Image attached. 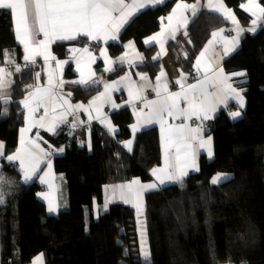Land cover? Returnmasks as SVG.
Returning a JSON list of instances; mask_svg holds the SVG:
<instances>
[{
	"label": "trees",
	"instance_id": "16d2710c",
	"mask_svg": "<svg viewBox=\"0 0 264 264\" xmlns=\"http://www.w3.org/2000/svg\"><path fill=\"white\" fill-rule=\"evenodd\" d=\"M178 0L145 9L127 25L120 42L110 44L111 53L119 54L123 42L134 39L145 52L139 68L155 76L162 69L145 47L143 38L160 27ZM192 2L196 0H182ZM204 3L205 0H201ZM246 27L241 47L228 57L229 71H246L247 106L240 119L226 111L215 119L211 132L215 157L200 159V169L180 183L146 194L145 228L149 259L145 260L135 209L122 202L94 218L93 201L102 202L103 186L133 177L152 178L151 169L161 163L160 135L157 127L142 130L135 139L133 153L123 141L130 138L134 116L129 107L112 113L119 127L113 137L98 124L92 126L93 150L79 141V133L61 129L44 135L56 145H66L63 155L55 157L58 173H63L69 191L70 206L58 215H49L46 204L37 197L42 185L18 182L3 206H0V256L2 264H28L39 253L46 264H264V23L250 31L251 16L240 5L243 0H225ZM264 4V0H261ZM219 13L203 7L188 26L168 43L169 52L192 71L196 58L213 33L227 26ZM70 41L57 43L54 49L65 56ZM20 53L9 10L0 9V64L6 50ZM36 67L16 72L11 87V112L0 121V137L6 151L17 146V134L23 123L20 101L34 82ZM124 67L109 74L114 77ZM66 75H74L70 65ZM73 100L88 101L101 91L100 85L71 87ZM2 101L0 99V110ZM11 174L20 177L18 171ZM230 175L217 184V174Z\"/></svg>",
	"mask_w": 264,
	"mask_h": 264
},
{
	"label": "crops",
	"instance_id": "0c3cea01",
	"mask_svg": "<svg viewBox=\"0 0 264 264\" xmlns=\"http://www.w3.org/2000/svg\"><path fill=\"white\" fill-rule=\"evenodd\" d=\"M168 0H163L161 3H148L146 7L140 8L133 13L132 16L128 18V21L120 28L119 32L116 33L117 39L111 40H88L84 36H79L75 40H56L55 42L51 43L49 48L52 56H55L56 60H49L45 62L43 56H37L35 62H27L23 59L25 52H24V45L20 43L17 39L16 42L20 47V53L15 48H11L6 50L5 53V60L4 63L0 64V68L5 69L7 72H10L11 75L7 77L10 81L7 87L0 89V99L2 101V108L0 112H4L6 110V115H0V121L6 119L11 112V87L13 84L14 74L17 72L16 68L19 67L20 71L27 67V66H34L36 70L34 72V82L32 87L29 88L28 92L26 93L25 97L21 100H25L29 92L34 91L36 86L39 87H46L48 85L49 74L51 73L55 82L59 80H63L64 84L62 88H57L56 91L63 97H65L69 104L77 105L83 104L84 108L88 109L85 111L84 109H75L68 110V105H63L62 107L58 106L56 109L55 115L59 117L61 113H67L66 119L63 122L58 124L55 133H51L46 131L43 128L33 127L31 131L24 134L25 139V147L30 149L40 160L39 166L37 167L35 173L32 174L31 179L25 180L24 179V170L21 168L19 161H8L6 159L7 156L12 155L15 151L20 147V129L27 127V109L24 108L23 104L21 103V111L23 115V123L20 125L17 134V146L14 151L7 152L6 151V140L0 137V142L4 144V155L0 156V194H2L3 202L0 203V206H3L8 199V196L13 192V188L18 182L21 183H32L34 181L39 182L42 185V188L37 192V197L42 200L47 207V212L49 215H58L61 211L67 210L70 206V199H69V191L67 187V182L64 177L63 173H58L55 167V157L63 155L66 151V145H56L52 143L46 136L45 133L54 135L61 129H69L73 133H79V141L82 145H86L89 152L93 150V133H92V126L94 124H98L104 129H106L110 135L115 137L119 132V127L114 123L112 119V113L119 111L122 108L129 107L133 113L134 121L130 124V131L131 136L128 139L123 141L124 147L126 151L130 154L133 153L134 146H135V139L139 132L145 129H149L152 127H157L160 135V150H161V163L151 169V176L152 178L148 181L142 180L140 177H133L130 180L112 184H105L103 186V194H102V202H99L98 199L93 201V214L94 218H98L102 212L108 210L109 206L114 202H124L122 199V195L124 198L129 199L131 202L125 203L127 205L132 206L136 211L137 222L139 227V222H144L145 217V210L147 206L146 202V194L151 191L158 190L162 187L180 183L183 179L188 177L191 173L197 172L198 170L189 168L188 174L182 178L181 181H168L166 180L164 184H160L159 181L153 176L152 171L153 169H160L164 168L165 166V149L164 144L161 139V129L160 124L155 120L152 123L147 122V117L149 115L150 109L145 107V104L148 101L157 100L158 97L156 95V91L154 89L157 87V77H160V89L161 94L163 95V85L167 83L168 91L169 92H180L181 87L179 84H176L175 81L181 78V74L186 77L183 81L185 87L190 84H197L200 81H204L202 89L198 90L194 95L197 97H201V91L207 96V103L211 106H214L215 110L209 112L210 119L207 120H197L193 117L190 120H184L183 117L179 119H173L172 117L165 116V119L171 125H180V124H187L189 128H196L200 127L201 132L199 136L195 140H190L191 149L186 150L185 148L181 147V162H186L190 159L189 157H185V151H188L189 154L195 153V160L200 169V159L203 155L207 157L208 160H213L215 157V141L214 136L211 132L212 128L215 126V119L219 115L221 111H226L229 117L233 120L240 119L245 111L247 106V99L244 94L245 88L241 86L240 83H243L246 80V71L239 70V71H229L225 68L224 62L225 60L230 57L233 53H235L242 45L243 37L246 33V27L242 25L236 10L228 5L225 0H222L224 5L232 11L235 15L236 20L239 22V27L244 29V31L240 32L238 37V44L233 48L231 44H228V41H231L234 37H237L236 25L232 23L231 20L226 19L225 16L215 10L214 5H216L219 0H205L202 3L201 0H196L192 2H186L182 0H178L173 8L164 16L160 18V27L157 31L153 32L145 36L142 40L143 45L145 47H155L156 51L153 54V58L155 60H160L162 63V69L156 74L154 77L148 74V72L143 71L139 68V65L143 64L146 60L145 52L139 47L137 42L134 39H128L123 42V50L116 55L111 53L110 44L119 43L121 40V34L127 25L135 18L140 12L144 11L148 8H153L158 5H162ZM133 0H125V3H132ZM248 0H243L241 4L247 3ZM257 2L264 7V4L261 0H257ZM179 3L189 4V5H196V9L193 12L191 8L189 9H180L177 10L176 14L173 16L171 23L167 17L173 14V9L176 8V5ZM213 5V6H210ZM203 7H206L210 11L217 12L221 14L227 21L228 25L225 27L220 28L219 30L215 31L214 33H218L216 36H212L210 40L205 44L203 49L200 51L196 58L200 59V68L201 70L198 72L196 67V62L194 69L189 71L185 69L181 62L173 56L168 50V43L175 38V36L183 29H185L191 21V18L196 15ZM245 13L251 16L253 20L254 17L251 15L250 12L245 11L242 7H240ZM182 14V15H181ZM114 15H118V13H114ZM13 22V29L15 28L14 21ZM252 22V21H251ZM264 23V19H261L256 27V32L260 29ZM253 27L251 25L250 29ZM15 33V31H14ZM153 37H157V39L153 40ZM16 38V37H15ZM35 39L37 41L44 39L43 34L36 35ZM70 41L71 44L66 48L67 53L65 56H60L58 52L54 49L57 43L67 42ZM146 41H148L146 43ZM211 42V43H210ZM130 45V46H129ZM229 48L230 51L227 55L224 54L225 48ZM77 48L81 49L80 52L73 53L71 49ZM84 48L88 49L87 53H84L82 50ZM207 49V51H206ZM104 53V54H102ZM201 53H204V56L201 57ZM11 58V62L8 61V58ZM75 57V58H74ZM124 57L123 60L120 58ZM77 60H80V67L79 70L77 69ZM56 61H67L64 63L62 67L58 68L56 65ZM111 61V63H108ZM72 65L74 75L68 77L66 75V71L68 67ZM124 67V71L120 74L109 77V74L114 72L116 69ZM211 67L213 71H209L207 73L208 79L205 80V72L204 69ZM111 68V71L106 69ZM223 69V74L225 76L230 77L227 81L228 84H231L232 88L235 89L240 95L243 97L244 106L243 108L240 107L238 99L235 97V94L231 92V90L225 89L223 84L219 82L222 78L218 77L214 74L216 69ZM81 72L84 74V79L87 81L86 83H73L78 82L81 80ZM161 72L165 75L161 76ZM243 72L244 75H236V73ZM37 73L40 74L39 79H37ZM145 75L147 79H141V76ZM93 85H100L101 91L96 94L94 97L89 99L88 101L82 100H73L72 98V91L71 87L74 86H93ZM106 85H112L111 88L107 89L106 93ZM215 85V86H214ZM132 90L133 94L135 95L137 92L140 93L139 99H133L130 103V96L129 91ZM145 90L151 91V95L148 96ZM102 93H106V95L101 96ZM70 94V95H69ZM96 97H101L99 100H96L95 104H91L90 102L94 100ZM5 100L7 101L5 103ZM62 103V102H58ZM116 105V107H113ZM181 108H186L187 103L183 100L180 102ZM108 108V110L106 109ZM239 111L241 113L240 116L233 118L230 113ZM44 109L41 108L38 112L34 114L36 119H39L41 115H43ZM135 113H140V122L138 125V130L133 132V125L137 124L138 117ZM53 113L51 112V105H49V115L48 119H51ZM91 116V119H90ZM102 121H110L112 130L110 131L106 123ZM75 125V126H74ZM38 134V135H37ZM211 138V151L212 155L209 157L208 155V148L209 146L200 147V140H207ZM30 140H35L36 143L39 145V148H35L33 145L28 143ZM131 141V150L126 147V142ZM43 149L44 153H48L47 156L43 155L40 151ZM59 149H63V151H59ZM176 148L172 147L169 149L168 152V162L169 164L175 165L176 164ZM51 163V168L49 169L48 164ZM27 163V161H26ZM10 169L18 171L20 177L17 178L13 174H11ZM174 171V169H172ZM217 175H222L230 177V175L220 173ZM216 175V176H217ZM43 178V182L41 180ZM138 180L141 185L143 184H151L155 183L157 185L154 189H147L143 190L140 193V186L133 185L132 189H128L126 187H120L122 185H129L132 181ZM140 193L139 199H137V194ZM49 202L55 207L56 211L50 212ZM140 203L142 214H138L137 208L134 206L135 204ZM146 235V241H147ZM148 249V243L146 244ZM149 252V249L147 250ZM143 252V251H142ZM43 253H39L36 255L32 261L28 264H32V262L36 259V257L40 256ZM0 264L1 256H0ZM43 264H46L45 255L43 254Z\"/></svg>",
	"mask_w": 264,
	"mask_h": 264
},
{
	"label": "snow or ice",
	"instance_id": "6c2138e0",
	"mask_svg": "<svg viewBox=\"0 0 264 264\" xmlns=\"http://www.w3.org/2000/svg\"><path fill=\"white\" fill-rule=\"evenodd\" d=\"M163 0H133L132 3H125V0H0V9L9 10L13 21H14V31L16 39L24 45L25 55L23 59L27 62H35L37 56H43L45 62L49 60H56L55 56L51 55L50 44L56 40H75L79 36H84L88 40H105L108 39L116 40V33L119 32L120 28L128 21V18L133 15L135 11L140 8L146 7L148 3H161ZM213 6V5H210ZM215 10L221 12L226 19L232 21L236 25L237 37H234L231 41H228V44H231L234 48L238 44V37L240 32L244 31L239 27V22L236 20L235 15L230 9H228L222 0L214 5ZM245 11L251 13L254 17L252 20L253 27L249 29L250 31H255L257 23L264 19V7H262L257 0H248L247 3L241 4ZM191 8L193 12L196 9V5H189L184 3H179L176 5V8L173 9V14L167 17L169 23H171L173 16L176 14L177 10L180 9H189ZM118 13V15H114ZM182 15V14H181ZM43 34L44 39L37 41L35 39L36 35ZM218 35V33H213V36ZM153 40L157 37H153ZM148 41H146L147 43ZM211 43V42H210ZM130 46V45H129ZM71 51L75 54L80 52L81 49L73 48ZM84 53L88 52L87 48L82 50ZM207 51V49H206ZM230 51L229 48H225L224 54L227 55ZM104 54V53H102ZM204 56V53H201V57ZM75 58V57H74ZM121 60L124 57L120 58ZM155 59V57H154ZM8 61L11 62V58H8ZM67 61H56L58 68L62 67ZM111 63V61H108ZM200 59H197L196 67L197 71L201 70L200 68ZM80 60H77V69L79 70ZM111 71V68L106 69ZM16 71L19 72L20 68L17 67ZM213 71L211 67L205 68V80L208 79L207 73ZM215 75L221 77L219 81L223 84L225 89L231 90L235 94V97L239 101L241 108L244 106L243 97L232 88L231 84H228L227 81L230 77L223 74V69H216L214 72ZM11 75L10 72H7L5 69L0 68V89L7 87L10 81L7 79ZM165 74L161 72V76ZM236 75H244L243 72L236 73ZM40 74L37 73V79H39ZM141 79H147L145 75L141 76ZM157 87L154 89L158 97L157 100L148 101L145 104V107L150 109L149 115L147 117V122L152 123L154 120L160 124L161 129V139L164 144L165 149V166L160 169H153L152 174L156 177L160 184H164L166 180L168 181H181L183 177L188 174V169L192 168L199 170L195 160V153L189 154L188 151H185L184 156L189 157L190 159L186 162H181V147L186 150L191 149L190 140H195L198 138L199 133L201 132L200 127L189 128L187 124L180 125H171L165 119V116L172 117L174 120L183 117L184 120H190L195 117L197 120H207L210 119L209 112L214 111V106H211L207 103V96L201 91V97L194 95L198 90L202 89L204 81H200L197 84H190L185 87L183 81L186 79L183 74L181 78L176 80L175 83L179 84L181 87L180 92H169L167 83L163 85V95L161 94L160 89V77H157ZM84 79V74L81 72V80L73 83H86ZM64 81L61 79L58 82H55L52 74H49L48 85L46 87L36 86L34 91L29 92L28 97L20 101L23 104L24 108L27 109V127L20 129V147L15 151L14 154L6 157L8 161H19L21 168L24 170V179L27 181L31 179L32 174L35 173L37 167L39 166V158L30 150L25 147L24 134L31 131L33 127L43 128L48 132L55 133L58 124L63 122L66 119L67 113H61L58 116L55 115L56 109L58 106L62 107L63 105H68V110L73 108L79 110L88 109L84 108L83 104L71 105L69 101L61 96L56 89L62 88ZM215 86V85H214ZM29 87H32L31 85ZM107 89L111 88L112 85H106ZM102 93L101 96L106 95ZM70 95V94H69ZM130 103L133 99H139L140 93L137 92L135 95L132 90L129 91ZM101 97L94 98L91 104H95L96 100H99ZM181 100L187 103L186 108L180 107ZM7 101L5 100V103ZM62 102V103H58ZM49 105H51V112L53 113L51 119H48L49 115ZM116 107V105H113ZM41 108L44 109L43 115L36 119L34 114L38 112ZM138 117L137 124L133 125V132L138 130V125L140 122V113H135ZM0 115H6V110L0 112ZM230 115L233 118H236L241 115L239 111L232 112ZM91 119V116H90ZM106 123L109 130H112L110 121H102ZM75 126V125H74ZM38 135V134H37ZM35 148H39V145L35 140L28 141ZM209 146L208 155L211 157V138L207 140H200V147ZM126 147L131 150V141L126 142ZM176 148V164L172 165L168 162V152L169 149ZM4 144L0 142V156L4 155L3 152ZM43 155L47 156L48 153H44L43 149L40 150ZM63 151V149H59ZM27 161V163H26ZM49 169L51 168V163L48 164ZM174 169V171L172 170ZM227 179V177L222 175H217L213 177L212 183L217 184L222 180ZM43 182V178H41ZM133 185L140 186V193L143 190L154 189L157 187L155 183L143 184L141 185L138 180H134L129 185H122L120 187H126L132 189ZM140 193L137 194V199H139ZM124 199L125 203L131 202L129 199ZM3 202L2 194H0V203ZM137 208L138 214H142V209L140 203L134 205ZM50 212L56 211L55 207L49 202ZM146 243V242H145ZM150 253L145 248L144 257L145 260H148ZM32 264H43V254L36 257Z\"/></svg>",
	"mask_w": 264,
	"mask_h": 264
},
{
	"label": "rangeland",
	"instance_id": "374dc122",
	"mask_svg": "<svg viewBox=\"0 0 264 264\" xmlns=\"http://www.w3.org/2000/svg\"><path fill=\"white\" fill-rule=\"evenodd\" d=\"M139 233H140V237H141V248L143 251L142 253L144 256V250H145V248L147 249V247H146L147 241H146V228H145V225L143 224L142 221L139 222Z\"/></svg>",
	"mask_w": 264,
	"mask_h": 264
},
{
	"label": "built area",
	"instance_id": "2783aa9c",
	"mask_svg": "<svg viewBox=\"0 0 264 264\" xmlns=\"http://www.w3.org/2000/svg\"><path fill=\"white\" fill-rule=\"evenodd\" d=\"M145 91H146L148 96H150L152 94L151 91H149V90H145ZM106 109L108 110V108H106Z\"/></svg>",
	"mask_w": 264,
	"mask_h": 264
}]
</instances>
